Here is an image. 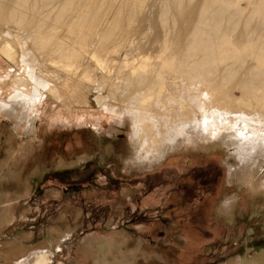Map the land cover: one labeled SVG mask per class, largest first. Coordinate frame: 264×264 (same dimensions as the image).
I'll use <instances>...</instances> for the list:
<instances>
[{"label": "rangeland", "instance_id": "obj_1", "mask_svg": "<svg viewBox=\"0 0 264 264\" xmlns=\"http://www.w3.org/2000/svg\"><path fill=\"white\" fill-rule=\"evenodd\" d=\"M160 1L148 0L135 31L117 36L150 41L156 55ZM127 25L121 21L122 28ZM98 53L111 62L120 57ZM18 64L0 50V77L14 73ZM83 83L53 84L32 106L33 136L26 133L28 123L10 119L0 105V206L6 212L0 264H10L6 257L18 249L41 246L55 253L52 264H264V178L230 179L241 166L237 151L222 144L204 148L193 135L163 159L138 162L131 119L119 125L122 116L99 107ZM233 96L239 98L240 91L233 90ZM221 110L213 106L209 113ZM229 118L224 123L234 127ZM65 232L68 237L59 244ZM90 238L113 242L112 251L99 258L85 252L83 242Z\"/></svg>", "mask_w": 264, "mask_h": 264}, {"label": "bare ground", "instance_id": "obj_2", "mask_svg": "<svg viewBox=\"0 0 264 264\" xmlns=\"http://www.w3.org/2000/svg\"><path fill=\"white\" fill-rule=\"evenodd\" d=\"M147 1L0 0L1 54L20 66L0 77V105L10 119L28 123L26 133L33 136L37 117L29 110L53 84L87 81L95 103L122 116L119 125L131 119L133 158L138 162L163 159L193 135L204 148L222 144L238 152L241 166L230 179L250 174L264 178V0H199L195 7L193 0L160 1L155 11L162 34L156 55L150 52V41L117 36L135 31L133 24L148 10ZM125 19L128 25L122 28ZM151 29L149 25L147 31ZM238 31L243 41L234 38ZM112 38L113 46L106 48ZM101 50L120 57L105 60ZM7 87L13 91L4 103ZM233 90L241 96L234 97ZM213 106L227 111L210 115ZM230 115L234 127L224 123ZM5 213L0 206V226ZM67 237L65 232L58 243ZM111 243L90 238L83 247L98 257L112 251ZM54 254L41 246L30 252L18 249L6 260L52 264Z\"/></svg>", "mask_w": 264, "mask_h": 264}, {"label": "snow or ice", "instance_id": "obj_3", "mask_svg": "<svg viewBox=\"0 0 264 264\" xmlns=\"http://www.w3.org/2000/svg\"><path fill=\"white\" fill-rule=\"evenodd\" d=\"M204 123H205V124H207V123H208L207 119H205V120H204Z\"/></svg>", "mask_w": 264, "mask_h": 264}]
</instances>
